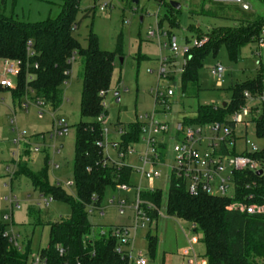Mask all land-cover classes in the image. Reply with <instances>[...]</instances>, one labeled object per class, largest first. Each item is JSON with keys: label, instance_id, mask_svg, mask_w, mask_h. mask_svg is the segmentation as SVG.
Listing matches in <instances>:
<instances>
[{"label": "rangeland", "instance_id": "374dc122", "mask_svg": "<svg viewBox=\"0 0 264 264\" xmlns=\"http://www.w3.org/2000/svg\"><path fill=\"white\" fill-rule=\"evenodd\" d=\"M172 1L180 3L182 9L176 14L179 27L169 29L168 24L158 26V21L168 14V9L153 2L138 0V4H135L134 0H79L78 26L73 36L82 47H87L91 26L98 36L100 49L105 52H113L117 37L122 35L123 38V56L115 60L112 88L104 99V116L107 120L104 128L108 130L109 141L120 139L117 133L119 127L152 115L157 122L167 124L173 131L185 118L194 119L199 106L229 103L232 99L231 88L256 79L260 65L264 68V38L243 46L235 60L230 58L226 47L221 46L216 56L211 53L204 61L199 72V93L183 98L179 92L183 66L181 53L173 57L169 38L149 40L148 32L158 29L167 31L183 47L186 40L192 43L197 39L196 32L188 30L191 25L201 33L213 28L237 26L243 18L236 11V6H248L247 11L264 22V0H240L239 3L228 0H212V3H203V0ZM213 3H222L223 7ZM0 10L16 20L35 23L57 18L61 13V4L52 0H0ZM171 56L176 61L175 68H163L162 59ZM217 66L224 69L220 86L211 73ZM163 70L174 77L177 89L169 79H160ZM81 73L82 63L77 59L63 86V101L59 109L44 102L38 105L35 100L32 101V95L15 97L11 90L0 92V226H4L5 235L15 239L20 252L25 253L27 248L30 249L28 264H32V256L48 247L47 225L68 220L71 207L56 198L47 206L45 201L52 196H41L30 177L21 173L20 168L25 166L30 172L37 173L44 168L47 159L48 185H59L68 196L77 199L73 165L76 126L82 121ZM168 89L176 93L169 100L170 107L156 106L154 93L160 91L165 94ZM116 93L119 103H116ZM58 121H63L68 127L66 135H55ZM241 131L236 144L237 153L244 150L245 134ZM246 137L260 150L264 148V142L257 138L254 126L248 130ZM164 143L167 148L163 164L156 168L162 177L154 180V187L163 193L158 218L150 227L130 230L129 252L134 257L139 253L146 255L149 264H188L185 256H194V253L201 256L204 248L199 241L201 233H194L191 224L183 219L176 220L167 214L169 168L175 164L173 148L176 141L166 135ZM135 150L143 152L144 148L135 145ZM105 156L111 160L118 159L112 144L107 146ZM124 162L134 170L140 166L137 155L127 157ZM130 186L146 189L149 183L141 181L134 171ZM134 202V188L122 191L107 187L99 208L90 212L89 223L96 231L111 227L133 228ZM121 203H124L122 212ZM149 232L158 241L154 259L148 254L146 235ZM198 259V262L201 261Z\"/></svg>", "mask_w": 264, "mask_h": 264}, {"label": "trees", "instance_id": "16d2710c", "mask_svg": "<svg viewBox=\"0 0 264 264\" xmlns=\"http://www.w3.org/2000/svg\"><path fill=\"white\" fill-rule=\"evenodd\" d=\"M52 1L61 4L60 15L35 23L16 20L0 10V60L21 63L13 93L15 97L32 95L33 100L59 109L63 101V86L70 76V61L75 57V61L78 59L82 63V121L76 126L73 165L77 199L68 196L59 185H48L47 159L44 168L37 173L30 172L25 166L20 168V172L30 177L34 188L42 196L50 195L52 200H62L71 207L68 220L47 225L49 244L39 255L45 264H130L127 255L118 254L116 250L119 243L115 231L123 227L96 231L89 223L90 209L99 208L105 189L130 186L134 172L128 166L118 169L98 145L103 141V127L97 118L105 112L103 104L112 88L114 63L117 57L123 56V38L122 35L117 37L113 52H105L100 49L98 36L91 26L87 47H82L73 36L78 26L79 0ZM146 1L168 9V14L158 21V26L168 24L169 29L179 27L176 14L181 9H173L170 6L172 0ZM205 1L212 3V0H203V3ZM213 5L223 7L222 3ZM236 7L243 18L237 26L213 28L206 33L199 32L195 26L189 27V31L196 32V41L207 39V42L200 47H191L185 54L186 65L180 74L179 91L183 98L199 93V72L209 54L216 56L219 48L225 46L230 58L235 60L243 46L263 39V20L242 6ZM166 33L170 40V33ZM186 41V44H190L189 40ZM172 59L166 66L173 67L175 60ZM164 79L175 83L174 77L171 74L168 76L167 72ZM173 87L177 89V85ZM231 91L232 99L226 106H223L224 103L199 106L195 118H185L182 123L186 126L228 124V119L244 106L245 92L254 97L264 93L263 66L260 65L256 79L237 84ZM255 123L256 136L264 142V115ZM119 128L124 132L119 142L120 153L139 142L141 123L137 121ZM223 151L224 154L236 155L234 150L227 151L225 147ZM252 157L264 165V148ZM233 176L236 188L234 199L208 195L192 198L187 194L184 183L172 178L167 192V214L183 219L195 228V233H201L199 241L204 248L203 259L207 264H264V215L228 210L233 203L264 205V173L257 176L255 173L237 172ZM142 197L153 202L159 210L163 197L160 189L144 192ZM151 218L156 221L158 212H153ZM146 241L148 254L154 259L157 237L149 232ZM61 249L63 255L59 253ZM30 255L29 248L22 253L14 247L4 234V226H0V264H28Z\"/></svg>", "mask_w": 264, "mask_h": 264}, {"label": "built area", "instance_id": "2783aa9c", "mask_svg": "<svg viewBox=\"0 0 264 264\" xmlns=\"http://www.w3.org/2000/svg\"><path fill=\"white\" fill-rule=\"evenodd\" d=\"M101 10H104L102 8ZM148 39H158L161 37H168L167 33L163 30L158 29L157 31H149ZM264 38V32L262 33ZM263 39H261L262 41ZM170 51L172 56L176 57L180 55L183 58V67L186 65L185 54L191 47H200L207 42V39L202 41L194 40L190 44H185L181 47L178 44L176 38L172 37L170 40ZM166 46V44H165ZM71 64L75 62V57L71 59ZM168 62V58L162 60L165 66ZM2 70L0 72V87L3 89H14V79L18 77L21 70V63L14 60H1ZM165 71L163 70L160 74L161 78H165ZM211 73L218 79V85H221V78L224 74V69L221 66H217L212 69ZM105 94H103L104 96ZM176 95L173 89L163 94L160 91L154 93L155 100L157 101L156 106H164L169 108V100L174 98ZM245 104L240 108L238 112L233 114L228 119V124L215 123L205 126H186L182 122L178 123L175 130L170 131L167 124H161L157 122L154 116H146L139 122L141 123L140 138L139 142L133 144L126 151L118 152L120 139L115 141L108 140V130L104 127L107 125L105 116H100L97 121L103 127V141L98 145L104 149V153L108 145L112 144L115 149L118 159L111 160L110 163L114 164L118 169L124 166H128L124 160L131 156L137 155V159L140 162V166L133 171L140 176L141 181L146 180L149 183V187L144 189L140 187H130L127 185H120L117 189L122 191H129L134 188L135 190V202L133 210L135 212V225L133 228H122L115 231V235L118 239L117 253L121 255H127L130 264H149L146 255L139 253L134 257L129 252V246L131 243L130 230L137 231L140 228L150 227L154 222L151 218L153 212H158L155 204L149 200H145L142 197L144 192H154L157 188L154 187V180L162 177L160 171H156L157 166L163 164V157L166 152L167 145L164 143V137L170 136L172 141H176L173 148V152L176 155L175 164L169 168V179L172 178L180 180L184 183L187 194L192 197H199L201 195H208L213 197L222 198H235V180L234 173H255L263 171L264 165L259 160L252 157V155L260 152L261 150L247 140L248 130L252 126H256V119L261 118L264 115V93L256 97L252 96L249 92H245ZM41 101L37 104L41 105ZM105 108V104H103ZM242 130V131H241ZM240 131L245 134L244 136V150L240 153L236 152L237 139L240 136ZM68 133V127L63 121L56 123L55 135L63 136ZM119 138L124 134L122 128L117 129ZM106 139V140H105ZM135 145H142L144 148L143 152H137ZM228 151L234 150L236 155L224 154L223 148ZM163 155V156H162ZM255 184H253L254 186ZM232 190V193L229 192ZM53 202L50 198L45 201L48 206L49 203ZM120 208L121 212L122 206ZM94 208L90 209L93 212ZM228 210L239 211L241 213H247L248 215H264V205H252L245 206L241 203H233L228 207ZM179 220L178 218H174ZM193 227V226H192ZM193 230L195 228L193 227ZM195 232V231H194ZM10 243L18 248L15 239L10 238ZM20 250V248H18ZM61 255L64 251L59 250ZM32 264H45L44 259L39 255L32 256ZM189 259L188 264H192L195 259Z\"/></svg>", "mask_w": 264, "mask_h": 264}, {"label": "crops", "instance_id": "0c3cea01", "mask_svg": "<svg viewBox=\"0 0 264 264\" xmlns=\"http://www.w3.org/2000/svg\"><path fill=\"white\" fill-rule=\"evenodd\" d=\"M218 1H220V0H218ZM181 9H182V7H181ZM248 10V9H247ZM166 32V31H165ZM186 44V43H185ZM166 58H168V61L170 60V59H172L173 57L171 56V57H166ZM165 59V58H164ZM163 60V59H162ZM173 60V59H172ZM168 63V62H167ZM167 63H166V65H167ZM161 66L163 67V68H165L166 67V65L164 66L163 65V63H162V61H161ZM175 65H176V61H175V63L173 64V67L172 68H175ZM168 67H169V65H168ZM1 70H2V64H1V60H0V72H1ZM181 74V73H180ZM14 84H16V78L14 79ZM174 86H176V84L174 83ZM16 89V85H15V88L14 89H3V88H0V92H4V91H6V90H11L13 93H14V90ZM14 95V94H13ZM29 97V96H28ZM33 102H34V100H32ZM38 101H36V103H37ZM114 141V140H113ZM42 196V195H41ZM195 233V232H194ZM196 253H194V256H185V258L187 259V260H189V259H191V260H193L192 258H194L195 259V261L192 263V264H207V261L205 260V259H203V255H201V256H199V255H195ZM198 258H200V260L201 261H197V259ZM199 260V259H198Z\"/></svg>", "mask_w": 264, "mask_h": 264}, {"label": "water", "instance_id": "95a60500", "mask_svg": "<svg viewBox=\"0 0 264 264\" xmlns=\"http://www.w3.org/2000/svg\"><path fill=\"white\" fill-rule=\"evenodd\" d=\"M215 1H218V0H215ZM220 1H221V0H220ZM222 1H223V0H222ZM228 1H230V2H234V3H239V2H240V0H228ZM134 3H135V4H138V0H134ZM170 6H171L173 9H175L176 11H179V10L181 9V5H180V3L176 2V1H172V2H170ZM242 7H243L245 10L248 9V6H245V5H243ZM117 96H118V94L116 93V94H115V97H116V103H119V99L117 98ZM223 106H226V103H224ZM262 174H263V171H259V172H257V176H261Z\"/></svg>", "mask_w": 264, "mask_h": 264}]
</instances>
